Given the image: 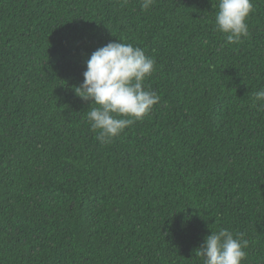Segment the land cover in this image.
Segmentation results:
<instances>
[{
	"label": "trees",
	"instance_id": "1",
	"mask_svg": "<svg viewBox=\"0 0 264 264\" xmlns=\"http://www.w3.org/2000/svg\"><path fill=\"white\" fill-rule=\"evenodd\" d=\"M0 0V264H203L227 228L264 264V0ZM155 59L149 115L101 144L74 92L97 48Z\"/></svg>",
	"mask_w": 264,
	"mask_h": 264
},
{
	"label": "clouds",
	"instance_id": "2",
	"mask_svg": "<svg viewBox=\"0 0 264 264\" xmlns=\"http://www.w3.org/2000/svg\"><path fill=\"white\" fill-rule=\"evenodd\" d=\"M154 0H142L141 8L149 9ZM252 0H219L214 28L226 34L230 43H239L249 35L247 19ZM156 61L132 43L112 41L93 51L86 61L83 81L74 87L75 94L90 101L87 120L96 139L110 143L127 127L149 115L159 102V95L145 86L155 70ZM264 101V88L253 95V103ZM243 233L227 228L212 231L195 249L203 264H243L248 240Z\"/></svg>",
	"mask_w": 264,
	"mask_h": 264
}]
</instances>
